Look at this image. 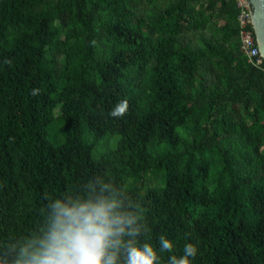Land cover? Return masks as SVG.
Segmentation results:
<instances>
[{
	"label": "trees",
	"instance_id": "trees-1",
	"mask_svg": "<svg viewBox=\"0 0 264 264\" xmlns=\"http://www.w3.org/2000/svg\"><path fill=\"white\" fill-rule=\"evenodd\" d=\"M143 2L0 0V248L38 228L44 197L100 175L145 209L142 241L264 264V70L235 2Z\"/></svg>",
	"mask_w": 264,
	"mask_h": 264
},
{
	"label": "clouds",
	"instance_id": "clouds-1",
	"mask_svg": "<svg viewBox=\"0 0 264 264\" xmlns=\"http://www.w3.org/2000/svg\"><path fill=\"white\" fill-rule=\"evenodd\" d=\"M126 104L111 115H123ZM38 228L17 235L0 248V264H192L195 243H185L179 255L164 235L158 245L141 237L149 232L145 209L129 190L112 178L95 176L44 197Z\"/></svg>",
	"mask_w": 264,
	"mask_h": 264
},
{
	"label": "built area",
	"instance_id": "built-area-1",
	"mask_svg": "<svg viewBox=\"0 0 264 264\" xmlns=\"http://www.w3.org/2000/svg\"><path fill=\"white\" fill-rule=\"evenodd\" d=\"M234 2L238 10L236 20L240 50L249 63L264 70L262 67L264 59L257 49L247 0H234Z\"/></svg>",
	"mask_w": 264,
	"mask_h": 264
},
{
	"label": "water",
	"instance_id": "water-1",
	"mask_svg": "<svg viewBox=\"0 0 264 264\" xmlns=\"http://www.w3.org/2000/svg\"><path fill=\"white\" fill-rule=\"evenodd\" d=\"M247 3L257 49L264 59V0H247Z\"/></svg>",
	"mask_w": 264,
	"mask_h": 264
},
{
	"label": "rangeland",
	"instance_id": "rangeland-1",
	"mask_svg": "<svg viewBox=\"0 0 264 264\" xmlns=\"http://www.w3.org/2000/svg\"><path fill=\"white\" fill-rule=\"evenodd\" d=\"M138 2H139L140 11L142 12L144 10V2H143V0H138ZM82 135H83L82 137H84V138L87 136L86 130L83 131ZM116 140H117V135L116 134L103 137L98 142L96 147L93 149V154L96 155L99 152H102V151H105L107 149H110V148L114 147L115 143H116Z\"/></svg>",
	"mask_w": 264,
	"mask_h": 264
}]
</instances>
